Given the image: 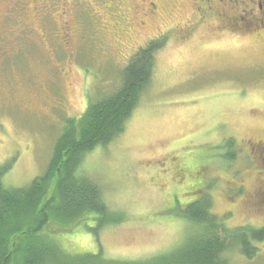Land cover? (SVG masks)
Listing matches in <instances>:
<instances>
[{
  "label": "rangeland",
  "instance_id": "rangeland-1",
  "mask_svg": "<svg viewBox=\"0 0 264 264\" xmlns=\"http://www.w3.org/2000/svg\"><path fill=\"white\" fill-rule=\"evenodd\" d=\"M42 4V15H54L56 24L40 20L38 0H0V169L7 188L41 177L66 120H82L90 104L116 88L137 51L163 32L167 39L119 138L87 153L77 171L121 221L95 238L89 220L88 228L55 240L59 226L50 219L35 234L38 219L26 228V241L71 253L99 250L105 264H150L199 231L179 212L205 197L229 232L264 229V168L254 152L264 146L263 36L216 25L188 31L191 11L186 18L163 8L140 16V1L135 10L128 0ZM253 247L250 259L238 249L225 257L229 264H264V240Z\"/></svg>",
  "mask_w": 264,
  "mask_h": 264
},
{
  "label": "trees",
  "instance_id": "trees-1",
  "mask_svg": "<svg viewBox=\"0 0 264 264\" xmlns=\"http://www.w3.org/2000/svg\"><path fill=\"white\" fill-rule=\"evenodd\" d=\"M162 42L150 41L146 48L137 51L121 70L122 79L116 88L90 104L82 120H66L41 177L31 180L26 187L7 188L1 178L5 168L0 169V264L110 263L99 250L96 255L71 253L72 250L67 252L57 243L26 241L25 230L40 219L34 231L40 233L51 219L52 225L59 226V229L53 227V234H57L52 237L56 240L58 235H68L78 226L88 228L85 222L90 220L95 227L89 230L96 238L101 228L121 221L119 215L108 211L95 183L77 171L87 153L108 146L121 135L125 122L149 89L153 54ZM53 174L56 178L50 189ZM209 207L206 197L184 207L179 214L193 222L199 231L179 249L150 260V264H229L225 255L234 249L245 258H252L257 252L253 245L264 240V229L229 232Z\"/></svg>",
  "mask_w": 264,
  "mask_h": 264
},
{
  "label": "flooded vegetation",
  "instance_id": "flooded-vegetation-1",
  "mask_svg": "<svg viewBox=\"0 0 264 264\" xmlns=\"http://www.w3.org/2000/svg\"><path fill=\"white\" fill-rule=\"evenodd\" d=\"M7 1V0H4ZM43 0H38V4L41 7H37L40 12V20H45L50 18L53 24H56V21L53 20V16L42 15L43 11L46 10V6L42 4ZM83 1V0H82ZM86 1V0H85ZM95 1V0H93ZM129 7L132 10L137 8L138 2L140 1L143 5V14L140 12V16H152L161 12L163 8L172 18H186V13L191 11L189 17L191 26L189 28L200 26L203 28L216 27L219 30H226L228 33H252L256 37L263 36L264 38V0H128ZM136 1V3H135ZM54 2V1H51ZM133 2L135 5H133ZM55 6L56 4L53 3ZM77 4V3H76ZM97 4V3H96ZM53 5V7H54ZM76 6V5H75ZM25 8V7H24ZM54 9V8H53ZM23 12L25 14L26 9ZM56 10V9H55ZM47 11V10H46ZM63 14V13H62ZM193 17V18H192ZM180 22V21H179ZM178 31H176L177 33ZM192 32V31H191ZM65 35V34H64ZM48 36V34H47ZM166 40V33L159 34L156 40ZM52 40V38H51ZM61 40V39H60ZM59 40V41H60ZM58 41V42H59ZM256 144L258 152H255V155L262 162L264 168V146H258Z\"/></svg>",
  "mask_w": 264,
  "mask_h": 264
}]
</instances>
